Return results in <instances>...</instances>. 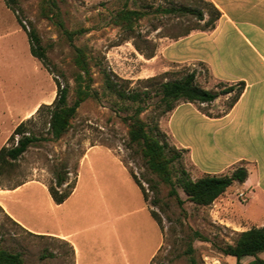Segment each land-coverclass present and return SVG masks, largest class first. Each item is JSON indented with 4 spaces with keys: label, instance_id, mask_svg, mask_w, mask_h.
<instances>
[{
    "label": "rangeland",
    "instance_id": "1",
    "mask_svg": "<svg viewBox=\"0 0 264 264\" xmlns=\"http://www.w3.org/2000/svg\"><path fill=\"white\" fill-rule=\"evenodd\" d=\"M18 2L20 7L14 12L7 9L5 0H0V148L22 121H27L31 131L51 136L47 131V111L41 114L36 111L41 104H51L56 98V78L63 81L60 72H64L73 85L75 71L74 48L58 26L41 15V0ZM58 2L66 27L79 31L75 44L85 47L89 54L93 88L98 90L100 97L89 98L80 105L66 135L31 146L17 161L10 178H1L3 185L26 181L19 192L7 196L5 203L33 230L73 233L72 240L80 247L82 264H190L187 252L193 230H199L210 239L192 241L198 264H237L235 256L223 254L213 242L233 243L237 229L254 225L251 218L249 222L232 210L226 194L210 205L199 206L190 201L181 188L178 191L184 200L182 204L169 194V186L164 183H160L158 191L153 190L148 179L157 180V177L150 173L137 147L129 145L128 125L113 105L117 99L105 94L106 73L128 80V89L140 90L151 85L147 82L150 77L166 81L193 70V66L171 64L164 71L165 63L161 59L151 62V57L156 55L163 39L177 38L191 29L203 27L214 15L210 2ZM143 4L149 5L148 14L139 20L132 34L112 22L114 13L124 5L134 8ZM158 6L197 8L204 12V20L191 13H165L157 10ZM17 17L39 31L48 49L50 68L32 55L28 34ZM196 70L200 71L197 82L202 86L208 73L202 64ZM74 97L71 89L69 100ZM232 98L222 102V109L229 107ZM155 101L156 98L149 99L148 109L142 113L148 122H152L156 113ZM127 112L121 110L120 114ZM168 113L159 119L160 129L170 145L183 149L161 125V119ZM79 161V176L73 193L56 205L47 188L53 180L54 167L59 162L67 163L72 171L71 181ZM176 166L186 168L193 178L198 176L189 150L185 148ZM131 171L144 185L148 200ZM241 207L244 213L245 207ZM150 208L158 213L161 227ZM162 240L156 257L150 261V254ZM0 245L20 252L24 264H75L70 243L56 235L38 233L20 225L8 215L1 201ZM249 260L244 259L243 264H251Z\"/></svg>",
    "mask_w": 264,
    "mask_h": 264
},
{
    "label": "trees",
    "instance_id": "2",
    "mask_svg": "<svg viewBox=\"0 0 264 264\" xmlns=\"http://www.w3.org/2000/svg\"><path fill=\"white\" fill-rule=\"evenodd\" d=\"M5 2L14 12L20 7L18 0H5ZM210 5L214 15L205 22V25L201 27L202 29L213 27L220 13L212 3ZM148 7V4L134 8L124 5L114 13L112 22L132 34L139 20L148 14L146 10ZM157 10L165 13H191L195 14L199 20H204L202 10L189 6L171 8L158 6ZM40 13L58 26L74 48L75 71L72 76L73 85L70 84L65 73L60 72L59 75L63 78V81L59 80L58 77L56 78V98L51 104H41L36 111L37 114H41L44 110L47 111V131L51 135L49 138L31 131L27 126V121H22L17 125L7 143L0 148V180L3 177L10 178L17 161L31 146H36L47 139L58 140L66 135L72 126L80 105L89 98L97 99L100 97L98 90L93 88L94 78L89 54L85 47L75 44V37L79 31L69 30L66 27L58 0H41ZM17 19L20 26L28 34L32 55L41 60L45 67L50 68L51 60L48 56V49L44 45L37 28L33 24L28 27L21 18L17 17ZM147 82H150L151 85L145 86V89H128V80L108 73L105 76V94L117 99L113 105L117 106L119 116L128 125L129 145L137 147L148 170L157 177V180L148 179L150 187L158 191L160 183L166 184L169 186V194L174 196L179 204L184 202L178 191V188H181L190 201L199 206H207L224 194L234 181L244 182L248 176V170L244 166L236 168L232 174L205 173L193 178L186 168L176 166V162L181 158L184 148L178 149L170 145L166 140V134L159 126V119L173 110L179 101L210 103L221 94L233 91L234 86H227L219 90L206 89L197 82L196 70H191L179 78L166 81H157V77L153 76L148 78ZM243 88L244 83L239 84L230 105L239 98ZM71 89L75 95L72 101L69 100ZM154 98H156V113L152 117V122H148L142 117V113L148 109V100ZM119 102L120 104H118ZM121 110L128 112L120 114ZM129 110L132 111L129 112ZM84 155L85 152L82 157ZM79 166L80 161L74 169V179L71 181H69V175L72 171L67 163L59 162L54 167V177L49 183L48 189L56 203H63L73 193L78 181ZM131 174L141 187L145 199L148 200L146 189L141 180L133 171H131ZM25 182L21 181L13 185L0 184V188L12 189ZM150 211L161 225L158 213L153 208H150ZM195 239L210 240L199 230L192 231L187 252L190 264H198L192 243ZM70 245L75 256L74 246L71 243ZM213 245L223 254L235 256L237 264H243V260L249 258H253L254 264H264V258L259 256L260 253L264 252V226H251L246 230L238 231L233 243L213 242ZM0 264H24V259L20 252L10 251L0 245Z\"/></svg>",
    "mask_w": 264,
    "mask_h": 264
},
{
    "label": "crops",
    "instance_id": "3",
    "mask_svg": "<svg viewBox=\"0 0 264 264\" xmlns=\"http://www.w3.org/2000/svg\"><path fill=\"white\" fill-rule=\"evenodd\" d=\"M206 1L220 12L214 26L194 28L177 38L163 39L151 62L161 59L166 65L164 71L171 64L193 66V70L202 64L208 73L202 87L219 90L234 86V90L210 103L181 100L161 119V125L178 147L189 150L198 176L232 174L236 168L246 167V180L234 181L224 195L228 196L227 204L232 210L249 222L251 218L253 226H264V0ZM196 71L199 77L200 71ZM241 83L244 88L239 98L222 109V102L232 98ZM24 184L12 189L0 188V201L8 215L29 230L67 240L75 248V264H82L80 247L72 240L73 233L33 230L5 203L7 196L19 192ZM51 199L58 205L52 196ZM241 206L245 207L246 215ZM233 225L237 227L236 223ZM162 242L150 254V261ZM262 253L259 256L264 258ZM249 259L248 263L254 264L253 258Z\"/></svg>",
    "mask_w": 264,
    "mask_h": 264
}]
</instances>
